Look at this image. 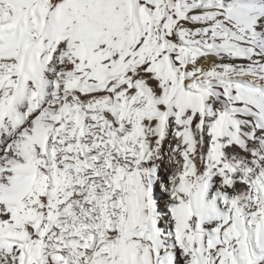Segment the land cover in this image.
<instances>
[{
  "label": "snow or ice",
  "instance_id": "obj_1",
  "mask_svg": "<svg viewBox=\"0 0 264 264\" xmlns=\"http://www.w3.org/2000/svg\"><path fill=\"white\" fill-rule=\"evenodd\" d=\"M0 264H264V0H0Z\"/></svg>",
  "mask_w": 264,
  "mask_h": 264
}]
</instances>
